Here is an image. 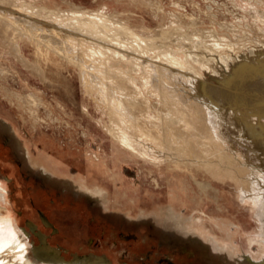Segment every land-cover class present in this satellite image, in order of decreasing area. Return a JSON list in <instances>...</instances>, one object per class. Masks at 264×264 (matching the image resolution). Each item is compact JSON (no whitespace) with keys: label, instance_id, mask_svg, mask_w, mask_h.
I'll list each match as a JSON object with an SVG mask.
<instances>
[{"label":"bare ground","instance_id":"obj_1","mask_svg":"<svg viewBox=\"0 0 264 264\" xmlns=\"http://www.w3.org/2000/svg\"><path fill=\"white\" fill-rule=\"evenodd\" d=\"M101 2L102 6L100 4L89 10L71 2L67 3L72 9H61L52 7L47 0H0V25L20 37L24 50L32 45L36 46L35 61L27 57L24 52L23 55L27 60L39 66L44 73V69L51 64L59 72L67 70L70 73L68 78L72 81L77 80L80 97L86 109V112L82 111L87 119V124L83 125V135L87 142L97 139L98 148L86 149L85 154L91 161L83 166L80 156L83 153L82 148L78 149L72 142L67 148L61 149L53 135L40 132L37 133L35 140L38 144L41 143L44 149L43 152L35 151L27 142L23 143L21 139L18 141L16 137L18 131L14 123L0 115V135L3 141L15 150L16 156H21L34 166L38 165V171H35L36 179L44 183L42 186L51 195L55 194L52 183L57 182L63 187L65 193L62 201L59 200L62 203L71 202L73 196L66 192L69 189L73 194L83 195L82 198L87 199L92 205L101 204L107 208L109 201H112L111 193L97 180L102 176L107 185L117 184V181L123 177L116 172L109 160L114 158L116 162L121 157H130L139 165L143 184L140 186L138 181L132 180L134 191L140 190L138 188L146 190L147 183L155 187L154 191H163V186L166 184L163 179L167 180V185H170L172 180L177 183L182 181L184 187L193 191L192 198L199 205L200 200L205 203L220 200L222 189L216 181H221L233 186L236 197L246 201L244 205L251 210L255 208L256 213L264 219V150H258L264 149V75L262 74L264 53L257 56L247 47L251 51L246 49L243 51L245 57L242 54L243 57L239 60L241 63L239 62L237 66L243 71L239 72V75H234L220 57L222 51L208 44H202L203 38L195 35L191 30L171 26L170 32L160 29L158 34L154 31L156 30L154 27L145 23L146 19L134 23L135 13L126 15L120 6L106 5L102 0ZM213 3L216 4V1ZM228 8L227 12L231 13L233 9ZM247 13L238 17L232 23V28L237 29L235 31L237 33L243 30L247 35L260 33L256 38L262 39L264 28L261 26H264V22L261 21V17L263 16L253 8L249 12L252 13L250 15L253 22H251ZM134 31L139 33L133 36L136 44L132 43L125 50L119 39L134 34ZM182 37L192 42L186 40L189 42L186 46L189 49L187 57L192 58L191 62L199 65L198 68L206 71L211 79L220 84L212 82L205 74H201L194 64L191 65L188 58L186 60L178 55L174 46L168 49L169 44L174 45L173 43H177L176 41ZM255 48L263 49L259 44ZM10 65L11 62L0 55V100H8L20 110L21 114H28L34 128L37 125L46 126L54 121H60V117L55 112L56 104L59 105L60 111L64 105L56 98L53 99L56 104L51 100L48 102L46 90L34 86L28 77L23 80L26 91L18 88L19 86L12 87L3 82L8 81L12 75L15 77L18 74L16 70L10 68ZM137 65L142 67L144 83L137 75L132 74L137 70ZM251 70L256 72L253 75L247 74L252 72ZM17 77L22 80L20 75ZM167 79L178 80L180 84L174 90L172 87L167 89V86L162 89H157V85L152 86L154 81L160 83ZM261 83L262 85L259 86ZM227 85L237 89L231 90ZM150 87L164 95L149 94V91L153 92ZM65 90L68 95L76 97V93L73 94L68 87ZM79 104L83 107L82 103ZM164 107L171 110L173 117H162L154 113L153 109L160 112L159 108ZM42 109L45 110L44 113ZM64 112H67L66 109ZM79 124L82 125V122ZM244 129L249 130L245 142L250 141L251 147L257 149L256 158L249 155L235 135V133L246 134ZM69 130L72 133L71 141H74V132L71 128ZM104 134L115 145L116 149L112 148L111 152L101 140ZM45 150H51L56 154L55 161L59 166L51 165L49 158H44ZM0 151L3 157L10 154L8 148L0 147ZM36 155L44 157L39 158ZM63 161L78 165L86 172V176L79 175L75 182L74 179L71 180L72 177L61 178L58 173L50 170L53 168L61 172ZM49 164L51 167H48ZM164 169L168 174L163 176ZM106 171L109 172L108 175H104ZM194 184L199 186L198 192ZM11 188L8 182L0 180V264H122L116 255L111 261L106 255L70 253L74 258L69 260L63 252L75 250L79 244L77 236L84 234L73 231L72 227L64 223L63 218L74 213L65 210L66 215H61L62 211L58 208L63 206L58 200H55L56 204L51 205L46 202L42 192L35 191L31 194L34 203L42 202L46 205L45 208L51 215L44 216L49 222L51 219L54 220L59 228L60 235L48 240V232L54 227L53 224H48L46 219L43 220L34 210H24L21 218L16 217L17 209L13 203L16 197L12 195ZM173 195L180 197L177 190ZM18 197L21 198L20 202L16 201L21 205L17 203L16 206L23 208L30 205L29 194L26 193L24 186ZM133 201L135 202L134 198ZM155 205L157 206L156 203ZM170 207L171 205L161 206V210L156 215H141L142 218L146 217L140 218L144 221L142 223L137 224V221L128 223L139 225L141 231L142 227L152 231L154 228L147 218L153 216L157 224V229L154 231L167 234L164 238H168V243L178 250L184 252L189 250L187 255L194 251L193 254L206 264H215L216 254H221L225 258L228 254H231V257L239 256L235 257V262L242 260L248 264H264V234L249 233L243 245L235 247L234 238L237 232H233L231 227L238 225L233 221L224 222L220 226L217 224L218 220L213 221L212 216L204 209L197 211L200 215H185ZM164 213L166 215H162ZM26 216L35 219L33 223L24 220L27 222V228L23 225ZM105 216L116 223L123 222L122 218L125 217ZM128 218L133 220L135 217L129 215ZM214 225L224 229L227 238L218 240L208 230L202 229L204 226L214 228ZM32 235L38 237V243L31 239ZM152 235L155 236V232ZM57 241L64 243L67 248L53 246L52 243ZM255 245L257 250L254 249ZM227 264L234 263L227 259Z\"/></svg>","mask_w":264,"mask_h":264},{"label":"rangeland","instance_id":"obj_2","mask_svg":"<svg viewBox=\"0 0 264 264\" xmlns=\"http://www.w3.org/2000/svg\"><path fill=\"white\" fill-rule=\"evenodd\" d=\"M102 1H104V4L106 5L109 4L110 6L111 5L120 6L121 7L120 9L126 15L127 14L129 15L132 12L135 13L136 15L133 16L134 23L143 22V20L146 19L145 23L148 24L149 26L154 27V29H156L154 31L158 34H159L158 31L160 29L170 32L171 26L174 28L176 27L179 29L183 28L186 30H191L192 32H194L195 35H199L201 36V38H203V41L201 42L202 44H208L210 46H213L214 48H217L218 51H222L221 53L220 52L217 53H220L221 55L220 57H222L223 62L226 63V65L228 66L227 68H230V71H233L234 75H239L240 74L239 72L243 71L237 66H239V62H240L239 60L242 59L243 55L245 57V54L243 53L245 49L246 51L252 50V52H254V54L257 56L260 55L261 53H264V41H262L264 39V36H261L262 39H260V38H256L258 35H260V33H257L258 35L257 34L247 35L244 33L242 29H241L242 31L237 33L235 32L237 29L235 30L232 28V23L235 22L236 19H238V17L242 16L247 12H248L247 14L249 15L252 14L249 12L253 8H255L256 11H258L259 15L261 14L264 17V0H220V1L219 0H102ZM213 1H216V4H214ZM47 2L50 3L52 7L55 8L72 9V6L69 3H67V2H71L72 4L86 7L89 10L100 6V4L102 6L103 4L101 0H47ZM207 5L211 6L212 8H209ZM221 7L222 9H219ZM155 8L156 10H154ZM227 8L233 9L231 13L227 12L228 11ZM235 11L238 12L236 13ZM210 13H212V15ZM235 13L238 15V17H236ZM154 15L155 16L157 15V17H155ZM263 17H261L262 22H264ZM251 19L252 18L250 15V20ZM251 22H253V20H251ZM261 27L264 28V26ZM134 32H135L134 34L131 33V35L127 36L126 38L119 39V41L123 43L122 47H124L125 50L128 49L132 43L136 42L133 36H137L139 35V33H137L138 31H134ZM220 36L221 38H219ZM247 38L249 39L247 40ZM19 39L20 37L17 36V34L12 33L10 29L0 25V55L3 59L6 58L11 62L12 67L10 65V68L13 71L16 70L18 72L17 75H20V77L22 78L21 80L20 78L17 77V75L15 77L14 75L12 76L10 75L11 77L8 78V81L4 80L3 82L9 84L12 87L19 86L18 88H20L21 90H25L26 87L24 86L25 84L24 79L25 77H28L31 80L32 84H34V86L41 87L42 89H44V91L46 90L45 92H46V98H48L47 99L48 102H50L51 100L52 103L53 102L55 103L53 99L56 98L57 100H60L64 106L61 108L60 111L59 105L55 103L57 109V110L55 109V112L58 115V117H60V121L59 120H57L56 122L54 121V123L47 124L48 126L37 125L36 128L33 127V121L28 116V114H24V115L21 114L20 110L16 106L10 104V102L6 99L3 101L0 100V109H1L0 115L7 121L14 123L18 131L16 135L18 141L21 139L23 140V143L24 141L27 142V144H29L30 147L35 151L40 150L43 152L42 149H44L42 147V144L41 143L38 144L35 140L37 133L40 132H47L53 135L58 141L57 143L61 149L67 148V146H70L72 142L75 143L78 149L79 148L83 149V153H81L80 156L82 159L83 166H85L86 163H89L91 161L85 154L86 149L87 148L96 149L98 148V144H97V139H91L89 140V142H87L86 137L83 135V128H84L83 125L87 124L86 123L87 119H85L83 115L84 113L82 111L86 112V109H84L85 104L82 102V98L80 97L81 93L77 80L75 79V81L74 80L72 81L70 78H68V76H70V73H68L67 70H62L59 72V70L57 71L56 67L51 64L50 66H47L46 69H44L45 73L42 72L39 66L35 65L34 63L33 64L30 63L26 58L27 56L30 59H32V61H35L36 59L35 55L37 54L36 46L34 45L35 46L34 47L32 45L31 47L29 48L27 47L24 50V48L22 47L23 45L20 42L21 40ZM182 39L176 41L177 43L174 42L173 43L174 45L169 44L168 49H170L171 46L172 47L174 46L173 48L177 53H179L178 55L186 58L187 60L188 58L187 54L189 52V49L186 48V46H188L187 44L189 43L187 41L190 40L183 37ZM257 44L261 45L263 49L255 48ZM247 47L250 48L251 50L248 49ZM24 52L26 56L23 55ZM17 56L21 57L22 59L18 58ZM194 58L196 57L194 56ZM188 59L190 60V62L193 61L192 58H188ZM234 62L237 64H235ZM193 64L197 67V69L199 70V72H201V74L203 75L205 74L207 78L208 77L210 78V76L207 74L206 71L202 70L201 68H198L199 65H197L194 62L193 63L191 62V65ZM4 65L6 64L4 63ZM251 67L253 66H250V68ZM254 68L255 67H253V69ZM254 72L256 71L254 70L247 74L253 75ZM142 73L143 71L141 66H138L137 70L132 72V74L137 75L138 79L144 83L145 79L142 78L143 77ZM262 74L264 75V73ZM210 80L214 83L216 82V84L218 83V81H215L211 78ZM17 81L19 84L17 83ZM161 83L164 84L161 85ZM179 84L180 83H178V80L169 81L167 79L166 81H161L160 83H156V81H154L152 86L157 85V89L158 88L162 89L164 86H167L168 87L167 89H171L172 87L174 90V88ZM260 85H262V83L259 84V86ZM227 86L230 87L229 89L231 90L237 89L232 85H227ZM66 87L72 90L73 94L76 93L75 95L76 97L73 98V96L68 95L65 90ZM151 90L153 91V92L149 91V94L151 95L152 94L164 95V93L154 88H151ZM175 92L177 93V91ZM79 103H82L83 107ZM43 109L42 111L44 113L45 110ZM64 109H66L67 112H64ZM153 110L156 115H160L162 117H169V118L173 117L171 110L168 108L165 107L162 109L159 108L160 112H158L157 109H153ZM154 113L152 114L154 115ZM226 119L227 121H229L227 117ZM80 122H82V125L79 124ZM67 123H70L71 126L70 124ZM69 127L74 132V138H73L74 141H71L72 133L70 132L71 130H69L70 129ZM243 131H245L246 134L242 135L241 133H235V135L239 138L240 140L239 142L240 143L242 142L241 143L242 146L243 147L245 146L244 149L247 150L249 155H251V157L253 158L254 157L256 158L258 153L257 149H253L254 147H251V145L249 144L250 142L249 138H248L249 142L248 143L245 142V138H247L246 135L249 134L248 132L249 130L244 129ZM8 133H10V131H8ZM101 140L103 143L106 144V148L109 152H111L112 148H115V145L112 144L113 143L112 140L107 138L105 134L103 135ZM0 147L10 149V154H7L4 157H3V153L0 151V180L6 181L11 185L12 195L15 196L16 200L19 202L21 198H19L18 196L20 195V190L23 186L26 193L29 194L28 202L30 205L26 207L21 208L20 206H16L18 204L19 205L21 204L16 200L13 201L17 209L15 211V216L21 218V216L24 214L23 212L24 210L25 211L34 210V212H36V214H38L41 217L42 215H40V212H43L46 215H51L50 211H48L45 208L46 205L42 204V202H40V204L38 202L34 203L31 195L35 191H41L42 188L41 186L44 184L42 181H39L33 177L34 172L38 171L37 170L38 165H35L36 166L35 167L33 164H30L26 159L24 158L21 159L18 156L16 157V159L11 158L13 150L10 145L5 144L1 135H0ZM258 150L262 151L264 149H258ZM116 153L117 152H114V154ZM43 155L42 156L45 159L49 158L48 160H50L51 165L54 166L57 164L56 166H59L58 162L55 161L56 154L54 152H52L51 150H45ZM36 156L39 158L42 157L38 155ZM113 159L114 158H110L109 160L110 164L116 170V172L122 174L123 179H120V181H117V184H113L111 186L107 185L106 180H103L102 176L101 178H98L99 180H97L100 184L106 186L109 192L111 193L110 198L112 199V201L111 202L109 201L108 204L109 206H107V208H104V206H101V204H95L93 208L90 206L88 207L86 206V204H84L86 203L85 202L86 200L82 198L83 195L81 196L80 194H73L69 189L66 192H69L73 196L76 204L77 203L82 204V206L79 207V206H74L72 204L69 205L63 204L62 202H60L62 203L63 206V207L59 206L58 208L60 211H62L61 215H64L67 210L73 211L74 213L73 215H68L67 218H63V220H65L64 223L72 227L73 231H76L78 233L80 232L84 233L83 235L79 234L77 236V239L79 240V244L77 245V248L75 250L63 252V255H66L69 260L74 258V256L70 253H78L81 255H88V254L106 255L110 258L111 261L114 260L115 257L114 255H116L122 264H169L165 260L162 261V258L171 259L172 260L171 264H203L204 263L202 262L203 260L201 261L198 257L192 258V257H188L185 253L178 252L179 251L178 248H176L173 245H170L168 243V238L167 239L164 238L165 235L167 234H161L157 230L154 231V229H157V224L155 223L153 216H149V218H147L150 219L149 220L151 221L150 224H152V227L154 228L152 231H150L145 227H142V231H141L139 229V225L136 226L134 224L136 221L137 224L144 222L143 220L141 221V219H145L146 217L142 218L141 215H156V213L159 210H161L160 209L161 206L168 207L169 205H171L170 208L176 210L177 212H181L185 215L186 214L200 215L198 214L197 211L199 209H204L205 211H207L208 214L212 216L213 221L218 220L217 224L220 226H222L224 222L233 221V223L238 225L237 227L236 226L231 227L232 228L231 230L233 232H237L236 233L237 236L236 238H234L235 247L237 246L239 247V245H243V242L246 240V236L249 233L254 235L264 234V219L262 218L263 216L257 214L255 208L251 210L248 206L244 205L246 201H243L238 197H236V192L233 186H231L230 184H224L221 181H216V184L220 186V188L222 189V193L220 194V200L209 203H205L204 201L200 200L201 204L198 205L195 202V200L192 198L194 196L193 191H189L186 187H184L182 181L177 183L176 181L172 180L171 181L172 184L170 183L171 185L170 186L167 185V180L165 179H163L164 181L161 180L163 182H166V184L163 186L164 188L163 191L161 190L154 191L155 187L150 186L148 183L145 186L146 190L138 188L140 190L134 191V185L132 184L133 183L132 180L138 181L140 186L143 185L141 183L142 179L140 175L139 165L136 164L130 157H126V158L121 157L119 158L120 161L116 160V162ZM12 163L14 164L12 165ZM62 163H63L62 166L63 170L61 172H58L53 168H50V170L58 173L61 178L70 177L69 179H71L72 177L71 180L74 179L73 181L75 182H76V178L79 175H82L83 177L86 176V172L84 170L82 171L78 165L68 161L65 162L63 161ZM48 167H51L50 164ZM107 173L109 172L106 171L104 175H108ZM163 173H164L163 176L165 174L166 175L168 174V172H166V169L163 170ZM76 174L77 176H75ZM20 180H22L23 182H21ZM52 184L55 191L54 194L55 198L48 197L49 198L48 203L54 205L56 204L55 200L62 201L65 191L63 190V187L60 186V184H58L57 182ZM130 185H132V187H130ZM195 187L198 189H196ZM194 188L196 189L197 192L200 189L197 184H194ZM176 190L177 192H179L180 197H174L173 193ZM133 198L135 199V202L133 201ZM177 201H179L180 203ZM155 203L157 204V206L155 205ZM80 212H84V214ZM103 213H105V215H111V216L121 215V217L125 216L126 218L125 217H124L125 219L122 218L124 221L122 220L123 222L120 223L111 222L112 219L110 220L108 217L106 218V216L103 215ZM97 215L103 216V219L100 216L97 217ZM129 215H132L135 218L133 220L129 219L128 218ZM162 215H166V214L164 213ZM24 220L27 222L35 221V219L30 216H26L23 219V221ZM21 221L22 220L20 219L19 222ZM131 221L132 222L135 221V222L133 224H130ZM27 222H25L26 224L23 223V225H25L26 228H27L26 226ZM51 224H53V226L57 230L55 232L52 230L53 228L49 230L48 240H51L54 236L60 235L59 228L52 219H51ZM122 225H128V226L125 227ZM211 228L204 226L202 229L208 230L218 240H223V237L227 238L226 237L227 234L224 229H221L216 225H214V228L212 229ZM125 232H127L128 234L123 236V233ZM154 232H155V236L152 235ZM130 233H134L137 235L140 233L141 236L137 239L135 237H132V234ZM37 238L38 237L35 235L31 236L32 240H36L35 243H38ZM153 240L157 242H154ZM52 245L56 247L63 246L67 248V246L64 243H61L60 241L52 243ZM254 249L257 250L256 245L254 246ZM210 251L214 252L213 250ZM216 255H217L216 256L217 262L215 264H227V259L229 261H232L234 264H248L242 260H240L241 262L239 261L235 262L234 261L235 257H239V256L231 257L230 256L231 254H228L227 258H225V256L223 255L221 256V254L220 255L216 254Z\"/></svg>","mask_w":264,"mask_h":264},{"label":"flooded vegetation","instance_id":"obj_3","mask_svg":"<svg viewBox=\"0 0 264 264\" xmlns=\"http://www.w3.org/2000/svg\"><path fill=\"white\" fill-rule=\"evenodd\" d=\"M6 144V143H5ZM13 151H12V155H11V158H15V156L17 155V153L15 152V150L14 149H12ZM13 153H14V155H13ZM16 154V155H15ZM17 157V156H16ZM19 158H21V156L19 157ZM16 159V158H15ZM22 159V158H21ZM13 174V173H12ZM33 177L36 179V174H35V172H34V174H33ZM41 187H43V186H41ZM46 189L43 187V188H41V191L40 192H42L43 193V195H45V199H46V202L48 203V200H49V198L52 196V197H54L53 196V194L51 195V193L50 192H48L47 190L45 191ZM49 197V198H48ZM51 197V198H52ZM85 199V198H84ZM61 201H59V203H60ZM86 203H84V204H86V206H90V207H94L95 206V204H93L92 205V203H89L88 201H87V199H86V201H85ZM50 204V203H49ZM63 204H72V205H74V206H79V207H81L82 206V204H76V202L74 201V198L72 197L71 198V202H64ZM78 207V208H79ZM77 208V209H78ZM70 212H73V211H70ZM80 213H82V214H84V212H80ZM40 215H42V219L43 220H45L48 224H50L51 225V222H49L48 220H47V218L44 216L45 215V213H43V212H40ZM103 215H105V213H103ZM93 216H95V215H93ZM102 217V219H103V216H101V215H97V217ZM45 218V219H44ZM29 223L31 222V223H33L32 221H28ZM125 229V228H124ZM54 232L57 230L55 227H53V229H52ZM128 233L127 232H125V233H123V236H125V235H127ZM130 234H132V237H135V238H137L138 239V237H140V233L137 235V234H134V233H130ZM122 236V237H123ZM124 238V237H123ZM128 238V237H127ZM154 241V240H153ZM154 242H157V241H154ZM193 251V250H192ZM178 252H181V253H188L189 252V250H186V252H184V251H178ZM194 253V251L192 252V253H190V254H186L188 257H192V258H196V256L193 254ZM163 260H165V261H167L169 264H171L172 263V260L171 259H169V258H162V261ZM203 264H206L205 262L203 263Z\"/></svg>","mask_w":264,"mask_h":264},{"label":"water","instance_id":"obj_4","mask_svg":"<svg viewBox=\"0 0 264 264\" xmlns=\"http://www.w3.org/2000/svg\"><path fill=\"white\" fill-rule=\"evenodd\" d=\"M29 224V223H28Z\"/></svg>","mask_w":264,"mask_h":264}]
</instances>
